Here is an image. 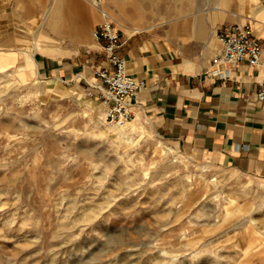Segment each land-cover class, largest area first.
<instances>
[{
  "label": "rangeland",
  "instance_id": "obj_1",
  "mask_svg": "<svg viewBox=\"0 0 264 264\" xmlns=\"http://www.w3.org/2000/svg\"><path fill=\"white\" fill-rule=\"evenodd\" d=\"M133 1L0 0V39L73 55L95 44L105 18L94 6L105 3L127 29L143 26L193 56L197 43L213 53L215 29L235 21L211 8L216 0H149L138 13ZM190 19L189 32L176 28ZM40 28L49 35L34 49ZM47 83L0 70V264H264V177L191 158L147 118L107 121L92 89Z\"/></svg>",
  "mask_w": 264,
  "mask_h": 264
},
{
  "label": "crops",
  "instance_id": "obj_2",
  "mask_svg": "<svg viewBox=\"0 0 264 264\" xmlns=\"http://www.w3.org/2000/svg\"><path fill=\"white\" fill-rule=\"evenodd\" d=\"M225 1L220 17L231 12L235 20L249 18L262 42L264 64L263 3L239 0L244 3L239 12L237 0ZM124 31L116 51L125 59L127 71L144 80L129 97L136 117L149 119L163 138L191 158L264 177V99L256 95L263 65L246 61L215 65L212 58L220 46L218 39L213 53L211 49L198 52L197 43L193 56H188L143 29ZM94 41L86 50L79 46L73 55L55 56L33 52L29 46H18L16 38L4 37L0 39V65L23 77L44 76L52 89L60 82L74 92L86 94L92 89L97 93V86L89 89L85 82L104 60L101 42Z\"/></svg>",
  "mask_w": 264,
  "mask_h": 264
},
{
  "label": "built area",
  "instance_id": "obj_3",
  "mask_svg": "<svg viewBox=\"0 0 264 264\" xmlns=\"http://www.w3.org/2000/svg\"><path fill=\"white\" fill-rule=\"evenodd\" d=\"M122 31L113 21L103 20L93 30V36L101 42L104 53L103 63L95 69L99 78L98 97L104 106L105 119L111 123H125L135 118L129 97L137 93L144 80L130 74L126 69L125 59L116 48L121 44ZM220 46L212 58V62L220 64H240L244 61L257 66L264 64L262 60V42L247 20H235L217 29ZM218 70V69H215ZM217 73V71H214ZM259 99H264V76L256 91Z\"/></svg>",
  "mask_w": 264,
  "mask_h": 264
},
{
  "label": "bare ground",
  "instance_id": "obj_4",
  "mask_svg": "<svg viewBox=\"0 0 264 264\" xmlns=\"http://www.w3.org/2000/svg\"><path fill=\"white\" fill-rule=\"evenodd\" d=\"M92 1V0H91ZM114 1H116L117 2V0H114ZM150 1L149 0H138V1H133L132 2V10L134 11V12H136V13H138V11L139 10H141L142 9V7H143V5L144 4H147V3H149ZM225 4H226V1L225 0H216L212 5H211V8H213L214 10H220V11H225ZM192 5V2L190 1V2H187L186 4H184V6L185 7H189L190 8V6ZM95 8H97L98 10H99V12L102 14V16L105 18L104 20H111V21H113V19L117 22V24H120V25H122V27L125 29V30H127V31H137V30H140V29H143L144 27L143 26H133V28L131 29V30H129V29H127L122 23H121V18H119V17H115V16H113L112 14H111V10H110V8H108L107 7V5L105 4V3H102V4H100V5H95L94 6ZM157 9L158 8H161V5H157V7H156ZM209 9V7H204L203 8V12H207V10ZM215 11V12H216ZM57 13V15H56V17H55V19H54V23H53V29L54 30H56V31H58V29L60 28L61 29V27H62V25L64 24V20H65V18H64V12H63V10L62 9H59L58 10V12H56ZM50 14V12H49V7H48V9H46L45 10V12H44V16H43V20L41 21V23H40V25L41 24H44V22H45V18H47L48 17V15ZM88 14V16L89 17H93V18H95V16H97V14L95 13V11H92V12H90V13H87ZM54 16V15H53ZM51 17V16H50ZM110 18H112V19H110ZM194 20V19H193ZM102 22V21H101ZM114 22V21H113ZM115 23V22H114ZM116 24V23H115ZM116 24V26L118 27V28H120L121 29V27H120V25H117ZM175 25H177L176 26V28L178 27L179 29H181L183 32H189V30H191V28H192V25H194L193 23H192V20L190 19V20H188V21H184V22H179V23H175ZM44 33L45 35V37L46 36H48L49 34L48 33H46L44 30H43V28L41 29H37V32H36V35L34 36V40L32 41V43H31V40L30 41H28L27 43L28 44H30V46H31V44H32V47L34 48V49H36V47H38V49L39 48H41L42 46L41 45H38L39 43H37V35H42V34ZM50 87H51V84L48 82L47 83V87L46 88H48V89H50ZM101 104H102V102H101ZM92 106H93V104H92ZM173 257L174 258H177V256H175V255H173ZM173 259V258H172ZM201 259V258H200ZM182 264H186L185 262H183Z\"/></svg>",
  "mask_w": 264,
  "mask_h": 264
}]
</instances>
